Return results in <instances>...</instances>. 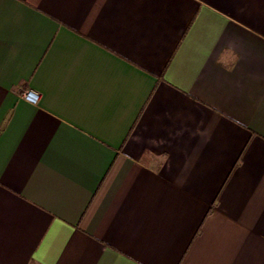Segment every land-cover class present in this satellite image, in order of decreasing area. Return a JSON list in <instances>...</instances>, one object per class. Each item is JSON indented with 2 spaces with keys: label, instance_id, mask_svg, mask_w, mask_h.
Here are the masks:
<instances>
[{
  "label": "crops",
  "instance_id": "obj_1",
  "mask_svg": "<svg viewBox=\"0 0 264 264\" xmlns=\"http://www.w3.org/2000/svg\"><path fill=\"white\" fill-rule=\"evenodd\" d=\"M0 264H264V0H0Z\"/></svg>",
  "mask_w": 264,
  "mask_h": 264
},
{
  "label": "built area",
  "instance_id": "obj_2",
  "mask_svg": "<svg viewBox=\"0 0 264 264\" xmlns=\"http://www.w3.org/2000/svg\"><path fill=\"white\" fill-rule=\"evenodd\" d=\"M20 96L27 102L31 104H36L39 100V93L31 88L24 89Z\"/></svg>",
  "mask_w": 264,
  "mask_h": 264
}]
</instances>
